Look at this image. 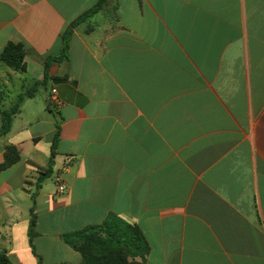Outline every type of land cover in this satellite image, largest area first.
Wrapping results in <instances>:
<instances>
[{"label":"crops","instance_id":"crops-1","mask_svg":"<svg viewBox=\"0 0 264 264\" xmlns=\"http://www.w3.org/2000/svg\"><path fill=\"white\" fill-rule=\"evenodd\" d=\"M98 1L0 0V54L26 53L24 72L0 61L1 102L42 83L0 138V165L20 153L0 171V254L80 264L64 236L117 215L145 264H264V0H111L47 68Z\"/></svg>","mask_w":264,"mask_h":264},{"label":"trees","instance_id":"trees-1","mask_svg":"<svg viewBox=\"0 0 264 264\" xmlns=\"http://www.w3.org/2000/svg\"><path fill=\"white\" fill-rule=\"evenodd\" d=\"M111 0H99L91 10L85 12L63 36V45L61 55L58 58L47 61L46 67L49 68L53 62H64L69 59L70 42L77 25L84 22L91 16L104 10ZM25 50L23 45L9 43L0 54V61L7 67L17 72L25 71ZM42 83L34 84V91L19 95L17 101L6 110H0V118L2 121L0 127V138L7 135L11 130L14 117L20 110V105L26 97H33L36 89ZM36 88V89H35ZM1 103V96H0ZM58 141V133L54 138L52 148V159L50 165L52 167L55 157V148ZM20 161V153L14 146H7L5 152V162L0 165V171L6 170ZM52 175V170L46 171L42 179H46ZM36 217L33 214L29 238L31 245L36 236L35 232ZM64 242L73 250L81 255L80 264H145L147 255L150 252L149 244L139 226L130 224L117 215H110L108 219L100 226L90 227L75 233L64 236ZM0 264H12L5 253L0 254ZM69 264V263H60Z\"/></svg>","mask_w":264,"mask_h":264},{"label":"built area","instance_id":"built-area-1","mask_svg":"<svg viewBox=\"0 0 264 264\" xmlns=\"http://www.w3.org/2000/svg\"><path fill=\"white\" fill-rule=\"evenodd\" d=\"M53 101L58 102V99L56 98V91L53 90ZM56 186H57V190L59 193H64L67 188L65 185V182L63 180V177L61 174H57L54 178Z\"/></svg>","mask_w":264,"mask_h":264},{"label":"rangeland","instance_id":"rangeland-1","mask_svg":"<svg viewBox=\"0 0 264 264\" xmlns=\"http://www.w3.org/2000/svg\"><path fill=\"white\" fill-rule=\"evenodd\" d=\"M9 69V68H8ZM10 70V69H9ZM5 79H6V77H5ZM15 97L12 95V96H10L8 99H9V101L8 100H5V102H1L0 103V110H4V109H7V108H10L13 104H12V102L11 101H13V99H14Z\"/></svg>","mask_w":264,"mask_h":264}]
</instances>
